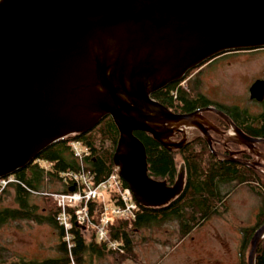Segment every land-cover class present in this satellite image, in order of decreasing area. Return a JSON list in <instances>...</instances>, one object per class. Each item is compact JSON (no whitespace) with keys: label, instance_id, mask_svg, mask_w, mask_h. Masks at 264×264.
<instances>
[{"label":"water","instance_id":"water-1","mask_svg":"<svg viewBox=\"0 0 264 264\" xmlns=\"http://www.w3.org/2000/svg\"><path fill=\"white\" fill-rule=\"evenodd\" d=\"M256 47H264V0H0V177L25 167L57 139L87 132L106 115L118 130L113 163L145 206L174 199L187 167L181 164L171 185L150 176L138 130L173 148L201 132L214 148L220 141L230 150L215 148L220 154L241 160L237 152L251 150L264 158L253 145L264 139L244 133L221 110L205 106L178 113L151 96L214 55ZM249 91L262 99L264 80H255ZM205 110L229 127L216 126L203 116ZM187 127V136L170 139ZM226 139L240 149H231ZM263 236L264 223L251 237L248 264H255Z\"/></svg>","mask_w":264,"mask_h":264},{"label":"trees","instance_id":"trees-1","mask_svg":"<svg viewBox=\"0 0 264 264\" xmlns=\"http://www.w3.org/2000/svg\"><path fill=\"white\" fill-rule=\"evenodd\" d=\"M185 76L158 89L151 96L169 109L181 112L211 103L210 99L200 90L198 77L181 84ZM205 113L212 116L213 120L218 123L217 115L211 112ZM249 126L242 125L246 131ZM255 129V135L264 136L263 122L257 121ZM135 135L145 145L150 176L172 183L181 163H184L187 169L183 189L175 199L163 206H145L139 203L140 210L130 225L128 222H119L116 227L110 228L111 237L123 239L124 252L119 253L107 249L104 242L96 240L93 230L90 234H83L81 227L75 223L71 229L72 246L69 250L63 239V228L55 219L57 212L55 203L48 197H43V202H46L47 206L42 208L44 212L39 213L36 211L38 205L30 199L31 192L25 188V185L33 189L42 188L45 177L50 180V183H55L58 182L57 177L60 171L79 169L81 162L71 150L72 140H79L88 147L89 154L84 156L83 163L85 169L93 172L94 180L106 177L114 168L112 154L118 137L117 127L111 116L106 115L87 132L59 138L42 149L25 167L15 172V177L19 182L9 183L0 195L1 200L11 186L16 202V206L0 207V224L15 219H31L39 223L52 224L58 229L59 238L56 249L60 255L37 261L21 258L11 263L1 261L0 264H87L91 256H103L105 252L115 253L121 257L136 258L133 231L174 220L178 224L177 239L180 241L212 215L225 211L227 208L225 201L231 192L230 188L239 184H244L253 192L259 193L260 197L254 223L251 226L244 225L239 228L241 232L240 264H248L245 251L249 250L251 237L255 230L264 223V174L251 171L248 166L240 167L234 161L218 159L208 148L206 142H195L196 138L184 148L169 150L147 132L138 130ZM36 158L47 161L49 168L45 169L40 162L34 160ZM121 180L127 184L124 179ZM61 184L63 186L58 191H67L71 186L63 181ZM97 214L98 208L95 211L91 210L93 220H96ZM254 263L264 264V236L257 245Z\"/></svg>","mask_w":264,"mask_h":264},{"label":"rangeland","instance_id":"rangeland-1","mask_svg":"<svg viewBox=\"0 0 264 264\" xmlns=\"http://www.w3.org/2000/svg\"><path fill=\"white\" fill-rule=\"evenodd\" d=\"M230 53L256 56L264 54V47ZM234 74L230 73L229 78L235 76ZM255 77L264 78V71L256 68L249 75L245 74L240 81H227L225 85L210 80L206 75L204 81L200 80V89L213 101L226 106L244 107L251 104L246 87ZM183 83L184 81L181 84ZM61 183H50V180H47L42 188L37 189L48 187L58 191L63 186ZM9 188L0 200V207L16 206L14 190L11 186ZM230 190L225 201L226 210L212 215L180 241L177 239L178 224L174 220L151 227H141L133 231L132 235L136 258L105 252L103 256H91L89 264H240L239 228L254 223L260 197L259 193L253 192L244 184L236 185ZM43 197L45 195L31 192L30 199L38 205L36 211L39 213L44 212L42 208L47 206ZM57 230L48 222L39 223L31 219L8 220L0 224V262L11 263L21 258L37 261L59 256L60 252L56 249L59 238ZM247 252L248 250L245 251V256Z\"/></svg>","mask_w":264,"mask_h":264},{"label":"built area","instance_id":"built-area-1","mask_svg":"<svg viewBox=\"0 0 264 264\" xmlns=\"http://www.w3.org/2000/svg\"><path fill=\"white\" fill-rule=\"evenodd\" d=\"M70 146L81 166L78 170L60 171L57 181L73 185L72 190L54 191L48 187L38 190L27 186L25 188L29 192L50 197L55 203L57 208L55 219L63 228V239L69 250L72 246L71 229L75 223L81 227L83 234H90L93 230L96 240L104 242L107 249L122 253L125 250L124 241L111 237L110 228L116 227L119 222H128L130 225L140 210L139 202L135 199L130 186L122 182L115 165L106 177L96 181L93 172L85 169L83 163L84 156L89 154L88 147L79 140H72ZM34 160L40 162L45 169L50 166L45 160L39 158ZM11 182H19L14 174L0 177V193ZM44 182H47V177ZM97 208L98 214L96 220H93L91 210L95 211Z\"/></svg>","mask_w":264,"mask_h":264},{"label":"flooded vegetation","instance_id":"flooded-vegetation-1","mask_svg":"<svg viewBox=\"0 0 264 264\" xmlns=\"http://www.w3.org/2000/svg\"><path fill=\"white\" fill-rule=\"evenodd\" d=\"M257 48H261V47L250 48V49H257ZM238 50H245V49L224 51L222 53H219V54L214 55L213 57L207 59L206 61H204L199 66L193 68L185 76L184 82H186L187 80H189L191 78H194L196 76L198 77L199 81L200 80L204 81L206 75H208L210 77V80L218 81V83H220V85L221 84L225 85V82H227V81L228 82L229 81H235V80L240 81L245 74L249 75L250 72L254 71L256 68H258L261 71H264V54L253 56V55H249V54L230 53L231 51L234 52V51H238ZM249 62H251V63H249ZM249 64H252V65L250 66ZM246 67H248L249 69H245ZM223 73H225V75H221ZM230 73L231 74L235 73L234 75L236 77L233 76L232 78H229ZM234 77H235V79H233ZM223 78H225L226 80H223ZM257 79L264 80L263 77H255L254 79H251L249 81V84H248V86L246 88L248 89L247 93H248L249 99L251 101V104H249L248 106H244V107L243 106H239V105L226 106V105H224L222 103L213 101L206 95V93L203 92V90H201V89L200 90L211 101V103H209L208 105H205V106H212V107H215V108L221 110L222 112H224L231 119V121L237 127H239L244 133H246L248 135H252V136H257L258 138L264 139V136L255 135L254 134L255 131H256V129H255L256 122L260 121V122L264 123V95H263L262 99H256L255 97H250V91H249L250 85ZM205 106H199V107H196L193 110H196V109H198L200 107H205ZM172 111H174V110H172ZM190 111H192V110H190ZM174 112L184 113V112H181V111H174ZM187 112H189V111H187ZM205 112H211V113L217 115L218 116V119H217L218 123H216L213 120L212 116L210 117L208 115V113H205ZM202 114H203L204 117H206L208 120H210L212 123H214L216 126H218L221 129H227L229 127V124L227 123V121L223 117H221L220 115H218L215 112H212V111H209V110H205V111L202 112ZM196 120L199 121L200 125L202 123L203 126H206V123H203L204 122L203 119L202 120L196 119ZM226 125H227V127H226ZM242 125H250L249 129L247 128L248 132L246 130H244ZM191 129H192V127H187L185 132H183V131H175L173 133V135L170 136V139L172 141H174V142H177V141L180 140V135H182L184 133V136H187L188 132ZM207 131L210 134H212L214 137H216V138H221L222 137L221 132L218 131L217 129L209 128V129H207ZM234 137L240 143L245 141L244 138L242 136L238 135V134H234ZM195 138H196L195 142H206L208 148L213 152V154L218 159L234 161V162L238 163V165L240 167L241 166L242 167L248 166L251 169V171H256V172H260V173L264 174V158L262 156L257 155L255 152H253L251 150H240L239 152H237V155L242 158L241 160H236V159H234L233 157H231L229 155L220 154V153H218L215 150V148L218 151H221V152H224V153H227V154H230V150L225 145H223L220 141H216L215 142V148H214L212 139L210 138V143H209V141L207 139V136L204 133H201V132H195V133H192L189 136H187L184 139L182 145L179 146L178 148H173V146H168V147L164 146V147L169 149V150H179L181 148H184V147L188 146L190 144V142H192L193 139H195ZM226 143L233 150L240 149L238 144L232 139H226ZM253 145L259 151H261L264 154V143L263 142H255V143H253ZM244 161H249V163L244 162ZM181 164L179 165V170L178 171H180ZM13 174L15 175V173H13ZM176 177H177V175H176ZM163 180H165V179H163ZM174 181L172 183H168L167 181L166 182H167L168 185H171V184L174 183ZM172 200H170V201H172Z\"/></svg>","mask_w":264,"mask_h":264},{"label":"crops","instance_id":"crops-1","mask_svg":"<svg viewBox=\"0 0 264 264\" xmlns=\"http://www.w3.org/2000/svg\"><path fill=\"white\" fill-rule=\"evenodd\" d=\"M87 264H89V262Z\"/></svg>","mask_w":264,"mask_h":264}]
</instances>
